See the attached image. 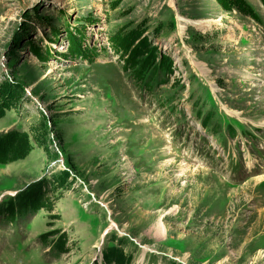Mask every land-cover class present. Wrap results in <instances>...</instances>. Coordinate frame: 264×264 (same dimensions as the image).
I'll return each mask as SVG.
<instances>
[{"label":"rangeland","instance_id":"obj_1","mask_svg":"<svg viewBox=\"0 0 264 264\" xmlns=\"http://www.w3.org/2000/svg\"><path fill=\"white\" fill-rule=\"evenodd\" d=\"M142 41L172 70L153 90ZM0 102L33 148L0 201L47 200L0 221V264H264V0H0Z\"/></svg>","mask_w":264,"mask_h":264},{"label":"trees","instance_id":"obj_2","mask_svg":"<svg viewBox=\"0 0 264 264\" xmlns=\"http://www.w3.org/2000/svg\"><path fill=\"white\" fill-rule=\"evenodd\" d=\"M140 35L141 32L138 33L137 30L135 37H139ZM74 37L71 35L70 39L73 40ZM143 41L141 46L133 48L134 54L131 58L133 69L131 76L136 77L143 88L153 90L156 85L167 81V77L172 70L170 69L171 66L168 63V58H161V60L154 58L151 55V47L149 49V46L146 42L143 43ZM133 46H128L126 51L131 50ZM76 48L78 49L74 53H82L84 51L79 47ZM7 107L6 104L0 102V118L4 116V111ZM198 113H200V110L197 111ZM202 119L203 125L207 129H210L213 134L222 135L224 127L231 135H234L236 132L231 124L228 123L224 126L218 119L217 112L214 110H209ZM32 149L27 132L17 129L0 132V167L25 158ZM45 187L46 184L44 182L31 183L24 190H19L15 194L6 196L0 201V221H16L19 218H26L30 213H34L37 210H43L47 202L44 195ZM56 241L57 238L54 241H46L45 244H48L51 249H55L57 247ZM105 257L108 260L113 258L117 264L125 263V260L121 258L122 254L116 251L115 246L106 250Z\"/></svg>","mask_w":264,"mask_h":264},{"label":"bare ground","instance_id":"obj_3","mask_svg":"<svg viewBox=\"0 0 264 264\" xmlns=\"http://www.w3.org/2000/svg\"><path fill=\"white\" fill-rule=\"evenodd\" d=\"M181 20L184 23L182 25L183 30H186L188 25H192L195 26L197 29L202 30L203 32L206 31L212 23L218 21L214 19H190L185 17H182Z\"/></svg>","mask_w":264,"mask_h":264}]
</instances>
